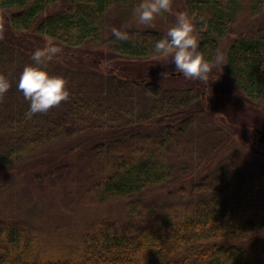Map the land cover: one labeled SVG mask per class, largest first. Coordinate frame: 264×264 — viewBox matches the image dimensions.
I'll use <instances>...</instances> for the list:
<instances>
[{"label":"trees","instance_id":"obj_1","mask_svg":"<svg viewBox=\"0 0 264 264\" xmlns=\"http://www.w3.org/2000/svg\"><path fill=\"white\" fill-rule=\"evenodd\" d=\"M184 1L211 65L225 59L207 81L154 65L167 31L136 25L140 0H0V73L56 44L61 58L48 69L70 89L31 118L20 89L0 97V196L18 187L49 220L0 201V264H264V155L231 148L238 130L214 124L225 115L206 101L217 93L256 122L264 0ZM113 26L129 39L116 40ZM17 32L42 46L29 36L15 44ZM94 46L116 51L104 60ZM69 55L90 66L61 61ZM163 191L169 202L153 199ZM90 208L105 212L75 230L65 223Z\"/></svg>","mask_w":264,"mask_h":264},{"label":"clouds","instance_id":"obj_2","mask_svg":"<svg viewBox=\"0 0 264 264\" xmlns=\"http://www.w3.org/2000/svg\"><path fill=\"white\" fill-rule=\"evenodd\" d=\"M172 0H140L133 10L139 23L150 24L157 16L171 10ZM112 34L116 40H128L129 32L113 26ZM62 49L56 44L38 48L32 54L33 63L26 64L18 78L17 87L29 101L26 118L37 113L49 111L70 98L67 78L54 75L48 69L49 62ZM154 55L170 57L175 71L192 80L207 81L212 65L202 50L196 35V25L188 13H180L173 26L165 35L157 39ZM11 87L7 76L0 73V97Z\"/></svg>","mask_w":264,"mask_h":264},{"label":"rangeland","instance_id":"obj_3","mask_svg":"<svg viewBox=\"0 0 264 264\" xmlns=\"http://www.w3.org/2000/svg\"><path fill=\"white\" fill-rule=\"evenodd\" d=\"M180 13H188L189 16L194 20L193 16L189 13L188 9L185 7V1L184 0H172V6L171 10L168 12H165L164 14L157 16L156 19L150 23V24H142L139 23L138 20L136 21V25L140 28H152V29H157V30H165L168 31V29L173 26L177 20V17L179 16ZM254 23H258V20H254ZM7 21H3L0 18V28H3L5 31H7ZM14 43L15 44H23L27 45L28 44V36L30 39L38 43L36 46H42V43L37 41L36 38L32 37L29 34H24V33H14ZM198 30L196 28V35H198ZM233 36H236L235 34ZM42 37V36H41ZM29 39V40H30ZM49 40V39H48ZM50 41V40H49ZM35 47V46H34ZM87 48V47H86ZM80 48H77V52ZM91 51H99L103 53V58L104 60L109 59V55L111 54V57L115 53V49L112 48L111 46H94L93 48L90 49ZM70 52V51H69ZM80 52H82L80 50ZM89 53L90 51L87 49L86 51ZM60 53H57L55 55V58L57 60H60L61 57ZM71 56V55H69ZM67 58L62 57L61 61H64L65 63L71 64V66L80 68V67H89V58L88 56L84 55H78V57L73 58ZM82 58V59H80ZM163 61L161 60H156L154 65H166L167 67H175L174 63L170 61V57L162 58ZM166 59V60H164ZM225 62V59L223 56L219 60H215L212 64L215 73L220 72L222 69L221 67L223 66V63ZM1 63V61H0ZM31 63L30 61H27L26 64ZM25 65H22L18 62H15V70L11 69L9 73L7 71L2 72L5 74L8 78V80L11 82V87L5 94H16V92L19 90L17 87L18 84V78H19V73L20 71H16L23 69ZM162 65V66H163ZM105 70V69H103ZM106 71V70H105ZM175 71V69H174ZM206 94V98H207ZM217 95V93H216ZM214 95V97H208L207 98V104L209 107V110L211 112H222L225 116H220L218 113L216 114L217 116L213 115L212 121L214 124L221 125L225 129V132H229L231 130H238V133L240 134V137L237 136V139H235L231 145V148L233 149H240V150H250V151H258L262 152L264 155V148H262L261 145V138H262V133H264V108L258 107V110L256 111V122H254V125L250 123L249 120H245L242 115L237 111L239 108H236L234 104L232 103H226L224 102L220 97ZM228 105V106H227ZM225 113H224V111ZM226 120V121H225ZM253 120V118L251 119ZM250 123V124H249ZM256 123V124H255ZM260 123V124H258ZM249 124V125H248ZM258 124V125H257ZM251 126V127H250ZM207 127V126H206ZM208 128V127H207ZM263 149V150H262ZM196 164V163H195ZM176 176L178 179L181 178V175L179 173H176ZM190 183V181H184V184L187 186ZM160 195V196H158ZM176 198H179L180 194H177L176 192L174 193ZM162 199L165 203L169 202L168 197V192L163 191L159 192V194H156L155 197L153 198L154 200L156 199ZM0 201H2L3 204L9 203L10 206L12 207L13 210H15L17 213H20L22 216L27 217L33 222L40 223L45 225L46 227L49 226V220L47 218V212L46 210L37 202H28L27 200H24L21 192L19 191L18 187H13L11 191L3 194L0 196ZM105 212L103 208H90L87 209L84 212H79L76 213L77 218L71 216L69 217L65 223L69 224L75 229L82 228L85 224L90 222L94 217H96L99 213ZM75 224V225H74Z\"/></svg>","mask_w":264,"mask_h":264},{"label":"flooded vegetation","instance_id":"obj_4","mask_svg":"<svg viewBox=\"0 0 264 264\" xmlns=\"http://www.w3.org/2000/svg\"><path fill=\"white\" fill-rule=\"evenodd\" d=\"M261 145L264 148V139L261 138Z\"/></svg>","mask_w":264,"mask_h":264},{"label":"water","instance_id":"obj_5","mask_svg":"<svg viewBox=\"0 0 264 264\" xmlns=\"http://www.w3.org/2000/svg\"><path fill=\"white\" fill-rule=\"evenodd\" d=\"M262 133V139H264V133L263 132H261Z\"/></svg>","mask_w":264,"mask_h":264}]
</instances>
